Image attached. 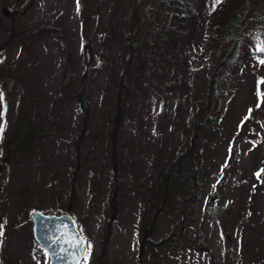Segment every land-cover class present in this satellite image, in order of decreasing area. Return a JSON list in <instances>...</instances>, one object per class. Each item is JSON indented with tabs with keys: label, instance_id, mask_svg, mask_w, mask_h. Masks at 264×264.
<instances>
[{
	"label": "rangeland",
	"instance_id": "374dc122",
	"mask_svg": "<svg viewBox=\"0 0 264 264\" xmlns=\"http://www.w3.org/2000/svg\"><path fill=\"white\" fill-rule=\"evenodd\" d=\"M157 1L0 0V264H54L34 235L37 205L77 219L81 264H264V0H195L170 36L171 12ZM240 6L228 57L220 31ZM200 110L220 117L195 135ZM23 111L40 145L14 157ZM185 149L203 166L199 200L190 212L188 192L173 197L143 243L152 184ZM180 222L179 242L153 245Z\"/></svg>",
	"mask_w": 264,
	"mask_h": 264
},
{
	"label": "trees",
	"instance_id": "16d2710c",
	"mask_svg": "<svg viewBox=\"0 0 264 264\" xmlns=\"http://www.w3.org/2000/svg\"><path fill=\"white\" fill-rule=\"evenodd\" d=\"M157 4L161 7H165L171 12V24H169L164 30L163 34L172 35L178 31V27H182L189 19H191L194 14V7L196 4L195 0H158ZM184 12V14L182 13ZM245 21V13L242 7H238L231 11L230 14L226 16L224 25L220 31V39L222 42H230V48L228 51V57L235 55L239 48L241 30ZM159 31H156L158 33ZM21 69L12 76L19 77ZM223 75H216L211 78L209 85V100H213L215 88L217 87L218 81ZM217 80V81H216ZM79 100L82 108L85 111L86 119L89 116V102L84 98L83 93H80ZM213 115H208L207 112L200 110L199 118L195 120L196 133L198 134L199 129L203 127H209L214 123H217L220 112L214 111ZM123 114L122 104L117 101L116 109V120L120 123V118ZM87 120L85 121V123ZM40 134V128L36 127L35 122L32 117L27 116L26 112L23 111L19 119L18 126L14 132V136L9 139L8 151L14 156H20L22 154H30L39 148V143L36 141L35 137ZM82 134V133H81ZM42 135V133H41ZM82 136V135H80ZM116 136L112 137L116 140ZM197 151L192 153V151L182 150L173 157L169 156L167 163L163 169L158 172L152 184V197L151 201L154 207L155 215L152 220L143 226L144 239L143 243L147 240L148 236L151 234V224L155 222L158 215L165 211L170 212L173 207V197L177 194H183L188 192L189 198V209L194 210L196 203L199 200L202 190V182L200 179V170H203V166L200 169L198 161L195 158ZM116 158H114V165ZM188 178L191 180V186H188ZM118 180V178H116ZM76 199V189L73 184L70 196V202ZM119 197L117 192H114L111 198V208L118 211ZM40 209L41 206L37 205ZM185 228V222H180L177 226L173 227L169 234L160 239L159 241H152L153 245L160 246L167 242H179L183 237V231ZM140 264H143L142 262Z\"/></svg>",
	"mask_w": 264,
	"mask_h": 264
},
{
	"label": "water",
	"instance_id": "95a60500",
	"mask_svg": "<svg viewBox=\"0 0 264 264\" xmlns=\"http://www.w3.org/2000/svg\"><path fill=\"white\" fill-rule=\"evenodd\" d=\"M31 219L37 242L54 264H81L88 252V242L75 217L70 213H45L37 209Z\"/></svg>",
	"mask_w": 264,
	"mask_h": 264
},
{
	"label": "snow or ice",
	"instance_id": "6c2138e0",
	"mask_svg": "<svg viewBox=\"0 0 264 264\" xmlns=\"http://www.w3.org/2000/svg\"><path fill=\"white\" fill-rule=\"evenodd\" d=\"M262 62H264V61H262ZM0 100H2V97H0ZM2 132H3V126L0 125V133H2Z\"/></svg>",
	"mask_w": 264,
	"mask_h": 264
}]
</instances>
